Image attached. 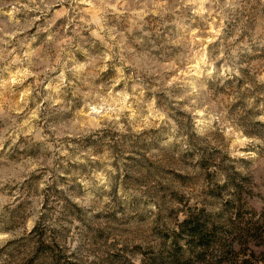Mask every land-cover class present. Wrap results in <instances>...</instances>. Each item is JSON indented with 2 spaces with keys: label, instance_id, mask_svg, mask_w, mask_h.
<instances>
[{
  "label": "rangeland",
  "instance_id": "rangeland-1",
  "mask_svg": "<svg viewBox=\"0 0 264 264\" xmlns=\"http://www.w3.org/2000/svg\"><path fill=\"white\" fill-rule=\"evenodd\" d=\"M264 0H0V264H264Z\"/></svg>",
  "mask_w": 264,
  "mask_h": 264
},
{
  "label": "trees",
  "instance_id": "trees-1",
  "mask_svg": "<svg viewBox=\"0 0 264 264\" xmlns=\"http://www.w3.org/2000/svg\"><path fill=\"white\" fill-rule=\"evenodd\" d=\"M264 232V211L262 210L257 217L245 221L235 227V235L239 240H247L261 235ZM231 244V243H230ZM223 238H214L210 245L211 249L205 247L203 252L197 253V257L202 264H226L225 253L232 249L231 245ZM230 264L229 262H227Z\"/></svg>",
  "mask_w": 264,
  "mask_h": 264
}]
</instances>
